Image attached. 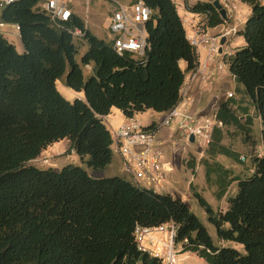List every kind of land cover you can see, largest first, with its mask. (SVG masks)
Instances as JSON below:
<instances>
[{
	"label": "trees",
	"instance_id": "obj_1",
	"mask_svg": "<svg viewBox=\"0 0 264 264\" xmlns=\"http://www.w3.org/2000/svg\"><path fill=\"white\" fill-rule=\"evenodd\" d=\"M43 1L0 5V22L20 27L23 47L19 51L0 30V264H163L139 249L135 228L164 223L175 225L180 252H193L208 264H264V154L250 155L248 169L246 157L226 143L234 128L243 144H258L252 108L261 119L264 142V3L242 0L251 7L238 31L245 44L224 58L238 97L218 100L215 113L221 125L198 161L207 185L218 200L226 198V207L215 210L191 185L216 228V243L180 195L157 192L125 176L102 175L114 156L112 132L103 117L112 108L126 117L168 112L181 101L186 72L200 64L174 2L143 0L154 14L147 23L150 49L142 59L130 52L119 55L112 40L95 35L73 13L65 27L82 29L87 45L78 60L73 35L53 24L41 8ZM187 8L205 14L209 28L224 21L209 1ZM85 65L92 66L88 76ZM58 80L84 98L67 99ZM64 139L93 174L73 163L60 169L29 164ZM220 155L251 173L237 172Z\"/></svg>",
	"mask_w": 264,
	"mask_h": 264
},
{
	"label": "built area",
	"instance_id": "obj_2",
	"mask_svg": "<svg viewBox=\"0 0 264 264\" xmlns=\"http://www.w3.org/2000/svg\"><path fill=\"white\" fill-rule=\"evenodd\" d=\"M16 0H0L4 6ZM72 0H44L41 8L50 16L53 24L66 29L74 39L82 40L85 32L80 28L65 27V22L70 21L73 10L70 6ZM90 2L92 0H86ZM107 1L111 5L110 23L108 26L112 45L119 55L130 52L134 57L142 59L146 57L150 49L147 33V23L152 18L154 11L143 0H95ZM178 8H183L185 15L182 17L184 24H191L193 34L189 35L190 42L196 47L198 54L201 49L207 51L204 65L198 66L193 78L200 73L203 78L210 75L208 62L218 57L216 67L218 70L226 68L224 58L234 54L229 50L231 36L236 32L235 27L224 26L230 19H236L235 7L230 0H220L226 9V17L223 23L218 25L219 31L211 34L207 26L208 18L205 14L203 19L195 24L191 22V14L183 0H172ZM213 3L214 0H206ZM11 27V28H10ZM3 28V29H2ZM18 25L0 22V30L6 35L19 32ZM225 38V43L221 40ZM220 49H222L220 51ZM220 57V59H219ZM223 57V59H221ZM188 92L185 84L181 89V97ZM233 93H227L232 96ZM221 123L217 120L216 113L200 114L185 106L177 105L162 115L152 124L151 128L134 116L126 117L124 122L116 129H111L113 136V150L123 158L124 172L131 177L133 183L153 189L157 192H165L164 182L172 166L164 160V146L159 138L160 129H168L171 132H179L181 141L187 144L200 141L203 146H208L212 140L214 128ZM194 136V142L190 136ZM135 236L140 250L148 252L152 256L162 259L163 264H182L178 257L175 244L176 227L173 223H164L157 226H137Z\"/></svg>",
	"mask_w": 264,
	"mask_h": 264
},
{
	"label": "crops",
	"instance_id": "obj_3",
	"mask_svg": "<svg viewBox=\"0 0 264 264\" xmlns=\"http://www.w3.org/2000/svg\"><path fill=\"white\" fill-rule=\"evenodd\" d=\"M124 1H129V0H124ZM85 2H87V1L86 0H72L70 3V6L73 10V13L80 16L85 21L86 27L88 29H90L95 35H97L100 38L106 39V40H111V35L109 33L108 28L102 29L103 18L108 14V12L109 13L111 12V10H109L107 8V7H109L110 3L107 1H94L91 8L88 5L86 10H84V7H86ZM82 3L85 6H83ZM97 4H99V5H97ZM105 8L108 9L107 10L108 12L104 11ZM90 9H91V11H90ZM110 9H111V5H110ZM89 11L91 12L90 13L91 16L89 15ZM89 18L92 19V23H91L92 25L88 24ZM203 18H204L203 14L193 13L191 15L190 20H191V22H193L195 24L198 20L203 19ZM217 28H218V26L211 28V29H217ZM192 32H193V29H192L191 33ZM191 33H187L188 38H189V35ZM8 36H10V39H13L14 42H15V39L20 40L19 32H16L14 30H13V33L8 35ZM83 44H84V52H85L87 50V45H86V42H83ZM20 50H22V46H21ZM234 51H236V50H234ZM81 56H80V58H81ZM206 58H207V51L205 49H201L200 54H199L200 65L205 64ZM210 62H208V71H209L210 75L206 78H203L200 73H197L195 75V78H193V75L195 72H192V71L186 72L184 85L186 84L188 86V92L184 97H181V101L178 104L179 106H185V107L192 109L193 111L200 113V114H213L216 112L217 102L221 97L227 95V93H233V95L235 97H238V94L236 92L237 83L235 81L234 76L229 72L228 67L226 66L225 71H224V69L218 70L216 67L217 63L216 64L213 63L212 65H210ZM181 66L183 69H186V63L184 61H181ZM83 70H84V74L86 76H88L92 72V66L91 65H85L83 67ZM228 79H230L233 82V85H232L233 88L224 89V92H221L222 88H225V87H222L223 84ZM67 92L70 95L69 97L84 98L82 92H76L72 89L67 90ZM161 115H162V113H158V112L153 111V110H147L143 113L136 114L135 118L139 119L143 123V125L150 126ZM125 118H126V116L124 115V113L121 110H119L118 108H112L111 112L107 116L103 117L106 125L110 129L118 128L124 122ZM159 138L161 139V142L164 146V150H165L164 152H170L171 151L170 152L171 154L173 153L172 149H174L172 147L173 146L172 144L174 142H176V140L181 142V140L178 139V136L177 137L174 136V134L168 129H160L159 130ZM60 142H66V148L65 149L57 147V145L60 144ZM204 147H206V146H204ZM67 154H73L74 155L77 153L71 148L70 141L68 139H64V140H61L59 142H56V143L49 145L45 150H43V152L40 154L39 157L34 159V161H40V160H43L46 158L47 160H45V161L49 164L47 167H53V168L60 169L64 165L70 163V162H67L68 161L67 160L68 159ZM169 156L170 155H168V157ZM168 157H166L165 161L171 164L173 170L167 174V178H166L167 181L166 182L168 183L169 188L166 187V191L164 193H171V194L176 193L179 195L180 191H184L185 193H187L188 196H190L191 185L193 184L194 186H196L197 191L205 197V191H203L202 188H198L196 183H195L196 180H198L197 179L198 177H195L196 174L193 172L194 169L189 168L187 166L185 167L184 163H183L182 167L174 166L172 160H170L171 158H168ZM51 158L54 159L53 163H49ZM79 159H80V157H79ZM79 165H81V164H79ZM123 166H124V163H123L122 156L118 152L114 151L113 161L103 171L102 175H105V176L121 175V176H125L128 180L132 181L131 177L124 172ZM38 167L47 168L45 166L44 167L38 166ZM230 167H232V166H230ZM195 170H197L199 173V176H201L199 178V180H202V183H205L204 188L205 187L207 189L210 188V190H211L210 195H212L214 198H216L214 195V188L208 186L206 181H205V169H204V167L199 162H197ZM223 199L226 200V198H223ZM206 200H207V198H206ZM209 203L211 204V202H209ZM220 209H222V208H220ZM185 253H186L185 257H188L193 252H185ZM193 254H195V253H193ZM185 257H179V258L182 260Z\"/></svg>",
	"mask_w": 264,
	"mask_h": 264
},
{
	"label": "rangeland",
	"instance_id": "obj_4",
	"mask_svg": "<svg viewBox=\"0 0 264 264\" xmlns=\"http://www.w3.org/2000/svg\"><path fill=\"white\" fill-rule=\"evenodd\" d=\"M94 1L95 0H92L90 2H85L86 7H84V10H86L88 5L91 8ZM196 1H198V0H183V2L186 5V8H187V5H192ZM230 1L233 3V5L235 7L236 19L228 20L226 23H224V26H226L227 28H229V27L230 28L231 27L236 28V32L231 36V40L229 42L230 43L229 50L232 51V50L238 49L239 47H241L245 44L244 37L242 35L238 34V31H239V29H241V27L245 23L248 15L250 14L251 7L247 3L243 2L242 0H230ZM260 1L264 3V0H260ZM82 5L85 6L83 3H82ZM97 5H99V4H97ZM107 8L109 10H111L110 5ZM107 8L104 9L105 12H108ZM90 11H91V9H90ZM90 11H89V15L91 16ZM178 13H179L180 17H183L185 15V11L183 8H181V9L178 8ZM189 13L191 15L193 14L190 11H189ZM102 22H103L102 23V29H107L109 26V23H110V13L109 12L103 18ZM91 23H92V19L89 18L88 24L92 25ZM184 25H185V29H186L187 33H191V31L193 29L192 25H190V24H184ZM218 31H219V27L217 29H211L210 28L211 34H216V33H218ZM192 34H193V32L190 35H192ZM75 42H76L78 49H79L78 60H80V56L84 53V44H83L82 40H80V39H75ZM15 44H16V47L19 51L23 50V47H22V50H20L22 44H21V41L19 39L18 40L15 39ZM219 59H220V57H219ZM221 59H223V57ZM213 63H215V64L218 63V57L217 58L215 57L210 62V65H212ZM224 71H225V69H224ZM232 85H233V82L230 79L226 80L222 86L225 88H222L221 92H224V89L233 88ZM57 87H58L59 91L61 92V94H63L67 99H69L71 101L75 99V97H69L70 95L68 94L67 90H69L70 88L65 86L61 82V80L57 81ZM251 114L253 115L252 133H253L254 139L257 141L258 144L252 148L250 147V145L243 144L241 135L235 134L236 132H235L234 128L230 129V131H232V136L228 137V139L226 140V143L228 145H230L233 149H236L237 151H239L242 155H244L246 157V166L248 167V169H250V166H251L250 159H248V157L250 155H253V154H261L262 155V154H264V142H263V139L261 136V119L258 116V113L255 111L254 108H252ZM172 133L174 134V136H176V137L178 136V138H181V134L179 132H172ZM172 145H173L172 147L174 148V149H172L173 153L171 154L170 153L171 151L170 152H164V160H166V157H168V155H170L171 157L169 156L168 158H171L170 160H172L174 166H177V167H182L183 163H184L185 167L186 166L189 167V163H192V162L197 163L203 156H205L206 149H207V147H204L203 143L200 141H196L194 143L187 144L184 141L179 142L176 140V142H174ZM57 147L65 149L66 148V142H60V144H58ZM67 155H68V159H67L68 161L67 162H70L73 164H81V165L85 166L89 170V172H91L92 174L94 173L91 168H88L86 165L81 163V160L79 159V156L77 154H74V155L73 154H67ZM218 159L221 162L225 163L226 165L232 166L239 173H245V174L251 173V170L246 169V167H244V165L242 166L240 164H236L232 160H230L229 158H227L225 156L220 155V156H218ZM45 160H47V159L45 158V159L40 160V161L31 160L29 162V164H33V165L41 166V167H44V166L47 167L49 164ZM53 162H54V159L51 158L49 163H53ZM195 167H196V165L193 168L194 169L193 172L196 174L195 177H198L197 178L198 180H196V182H195L197 187L202 188V190L205 191V197L207 198V200L209 202H211V204L213 205L215 210H218L220 208H225L226 200L225 199L217 200L212 195H210V193H211L210 188H208V189L206 187L204 188L205 183H202V180H199V178L201 176H199V173L197 170H195ZM166 181L164 182L165 188L166 187L169 188V185ZM234 192H235V184L232 186V188L230 190L231 194H233ZM179 195L181 196V198L184 201L189 203L191 210L202 220V222L207 227L208 232L210 233V235L215 240V242L220 243L216 237L215 226L209 221L208 214H207L206 210L199 204L198 200L195 197H193L192 191H191L190 196H188L187 193H185L184 191H180ZM225 246H231V247L237 248V249L242 250V251L244 249L242 244L235 243V242H225ZM177 254H178V257H185L186 256V253L180 252L178 248H177ZM181 263L182 264H208L204 259L200 258L199 256H197L193 253L190 254L188 257H185L184 259H182Z\"/></svg>",
	"mask_w": 264,
	"mask_h": 264
},
{
	"label": "water",
	"instance_id": "obj_5",
	"mask_svg": "<svg viewBox=\"0 0 264 264\" xmlns=\"http://www.w3.org/2000/svg\"><path fill=\"white\" fill-rule=\"evenodd\" d=\"M214 7L219 11L220 15L225 18L226 17V9L223 7L222 3L220 2V0H214L213 3ZM221 43L224 44L225 43V38H223L221 40ZM222 49H220L221 51ZM190 141L194 142V136L191 135L190 136Z\"/></svg>",
	"mask_w": 264,
	"mask_h": 264
}]
</instances>
